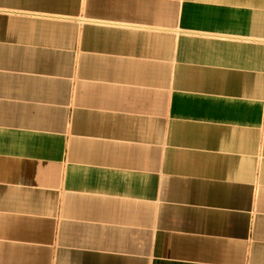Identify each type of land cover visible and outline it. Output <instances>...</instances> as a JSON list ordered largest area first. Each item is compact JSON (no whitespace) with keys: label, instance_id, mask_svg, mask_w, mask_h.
<instances>
[{"label":"crops","instance_id":"crops-1","mask_svg":"<svg viewBox=\"0 0 264 264\" xmlns=\"http://www.w3.org/2000/svg\"><path fill=\"white\" fill-rule=\"evenodd\" d=\"M0 264H264V0H0Z\"/></svg>","mask_w":264,"mask_h":264}]
</instances>
